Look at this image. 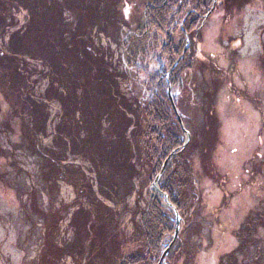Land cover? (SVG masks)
Instances as JSON below:
<instances>
[{
    "label": "trees",
    "instance_id": "16d2710c",
    "mask_svg": "<svg viewBox=\"0 0 264 264\" xmlns=\"http://www.w3.org/2000/svg\"><path fill=\"white\" fill-rule=\"evenodd\" d=\"M9 1L11 3L0 0V35L6 19L13 20V6L30 10L32 17L27 26L24 25L26 31L11 34L12 41L6 45L17 60V54L36 59L41 52L37 45L39 39L41 46L45 36L51 38V34H59L61 37V44L49 43L50 51L46 55L51 87L45 90L41 100L27 96L22 101L21 90L26 83L19 87L15 81L17 68L10 71L2 63L4 60L9 66L16 59L0 53V71L9 74L6 78L10 90L20 100L15 112L20 110L21 104L26 115V142L42 161L41 177L46 183L43 188L50 206L59 193L60 182L71 186L76 197L77 209L71 222L75 235L73 244L59 248L50 241L46 248L50 264H60L65 257L73 258L76 264H117L119 249L114 212L105 203L124 204L135 192L137 177L142 176V187L152 186L164 164L159 191L177 211L181 226L191 221L186 212L198 200L191 149L198 147L199 153L204 154L202 158H206L213 139L210 131L197 130L195 123L201 106L195 105L193 100L195 75L201 64L197 56L201 24L211 13L213 0H156L144 4L141 19L121 39L120 44H124L119 55L121 71L112 63H105V54L95 51L92 41L83 40L82 29L75 31L81 21L74 20L72 10L61 8L62 2L64 7L68 1ZM225 3L228 6L233 1L225 0ZM218 5L216 3L215 7ZM39 9L43 12L41 16ZM53 10L59 16L58 27L53 25ZM66 11L70 19H65ZM69 32L71 41L63 38ZM159 33L164 34L165 40ZM128 36L124 42V37ZM13 40L24 41V44L17 42V47ZM188 40L190 47L183 55ZM120 79L128 92H122ZM44 101H56L63 109L48 147H43L39 140L40 136H46L48 117L41 110L46 106ZM185 133L190 140L183 147ZM70 158L83 166L72 163ZM149 195L140 227L135 231L138 240H143V246L128 256L124 264H177L181 239L173 240L176 220L152 191ZM32 197L35 198V194ZM36 209L43 214L38 206ZM55 222L56 218L47 227ZM262 222L264 224V220ZM246 228L239 234L241 241L252 233ZM170 245L168 255L160 262ZM235 252L231 253L233 260Z\"/></svg>",
    "mask_w": 264,
    "mask_h": 264
},
{
    "label": "rangeland",
    "instance_id": "374dc122",
    "mask_svg": "<svg viewBox=\"0 0 264 264\" xmlns=\"http://www.w3.org/2000/svg\"><path fill=\"white\" fill-rule=\"evenodd\" d=\"M65 1L68 3L63 7V1L61 8L72 10L74 20L81 21L75 31L82 29L83 40L92 41L91 47L105 54V63H112L121 71L119 55L124 48L121 39L141 19L144 4L156 0ZM232 1L235 5L225 6V0H213L219 5L211 6V13L201 24L203 30L197 46L201 64L193 93L194 104L200 105L201 110L195 126L200 132L210 131L213 139L206 158H202L204 154L199 153L198 147L191 149L198 200L186 212L192 220L180 225L173 239H181L177 264H264V0ZM13 7V20L6 19L0 35V53L16 59L6 45L12 41L11 34L26 31L32 17L30 10L17 9L19 5ZM39 10L41 16L43 12ZM66 13L65 19H70ZM52 19L54 27L57 26L59 16L55 10ZM51 35V38L45 36L41 46L38 40L41 52L36 59L17 54L18 60L9 66L2 61L10 71L17 68L15 81L19 87L26 83V89L21 90L23 96L20 95L23 102L27 96L41 100L45 90L51 87L46 53L50 51L49 43L61 44L59 34ZM160 36L165 40L163 33ZM64 37L72 40L70 32ZM128 38L124 37V42ZM17 42L13 40L19 47ZM187 43L183 55L189 50V40ZM55 50L58 52L59 48ZM5 72L0 71V264H50L46 255L50 241L59 248L73 244L71 222L77 209L76 197L71 186L60 182L59 193L50 206L43 188L46 183L41 177L42 161L28 147L24 135L26 115L21 104L15 112L20 100L10 90L6 78L9 74ZM119 84L123 93L128 92L124 81L120 79ZM44 103L46 106H41V110L48 117L46 136H40L39 140L43 147H48L63 109L56 101ZM70 161L82 164L71 158ZM142 183V176L135 178V192L124 204L105 203L114 212L117 264H124L128 256L143 246L135 231L140 227L150 199L149 191L153 189L148 185L142 187ZM167 200L160 197L162 207L174 209L172 205L168 207ZM36 206L43 214L38 213ZM54 218L55 225L47 227ZM246 227L252 233L241 241L239 234ZM170 248L171 245L161 255L160 262L165 260ZM234 251L235 260L231 259ZM60 264H76V261L65 257Z\"/></svg>",
    "mask_w": 264,
    "mask_h": 264
},
{
    "label": "water",
    "instance_id": "95a60500",
    "mask_svg": "<svg viewBox=\"0 0 264 264\" xmlns=\"http://www.w3.org/2000/svg\"><path fill=\"white\" fill-rule=\"evenodd\" d=\"M174 107V106H173ZM185 135H186V142H185V144H184V146L183 147H185L186 146V144L188 143V141H189V134L188 133H185ZM174 155V154H173ZM164 170H165V164H164V166H163V168H162V170H161V172H160V174L156 177V179H155V181H154V183L152 184V189H153V191L155 192V193H157L159 196H162L161 195V193H160V191H159V188H158V182H159V180H160V177H161V175L164 173ZM166 201H168L167 200V198L166 197H164V196H162ZM168 207H170V204L168 205ZM173 212H174V214H175V217H176V220H177V227H176V231H175V234H174V237L177 235V232H178V219H179V217H178V215H177V213L175 212V210H173ZM164 256V255H163ZM161 258H163V257H161Z\"/></svg>",
    "mask_w": 264,
    "mask_h": 264
}]
</instances>
